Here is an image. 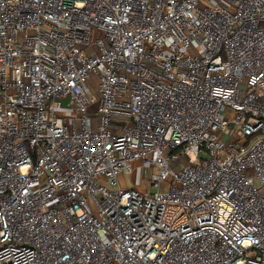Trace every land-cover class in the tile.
<instances>
[{"label": "built area", "instance_id": "1", "mask_svg": "<svg viewBox=\"0 0 264 264\" xmlns=\"http://www.w3.org/2000/svg\"><path fill=\"white\" fill-rule=\"evenodd\" d=\"M0 264H264V0H0Z\"/></svg>", "mask_w": 264, "mask_h": 264}, {"label": "rangeland", "instance_id": "2", "mask_svg": "<svg viewBox=\"0 0 264 264\" xmlns=\"http://www.w3.org/2000/svg\"><path fill=\"white\" fill-rule=\"evenodd\" d=\"M67 103V101H65ZM140 172L139 169L136 170V172L133 174L125 172L124 174L120 175V181L122 185H130V186H135L138 184V181L140 183ZM149 190H153L154 186L149 184L148 185Z\"/></svg>", "mask_w": 264, "mask_h": 264}, {"label": "crops", "instance_id": "3", "mask_svg": "<svg viewBox=\"0 0 264 264\" xmlns=\"http://www.w3.org/2000/svg\"><path fill=\"white\" fill-rule=\"evenodd\" d=\"M138 166V165H137ZM139 167V166H138ZM138 169V168H137Z\"/></svg>", "mask_w": 264, "mask_h": 264}]
</instances>
